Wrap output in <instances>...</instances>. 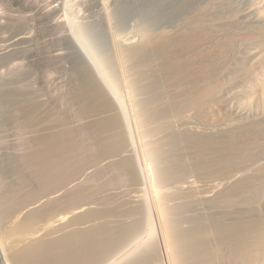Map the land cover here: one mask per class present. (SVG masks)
Instances as JSON below:
<instances>
[{
	"label": "bare ground",
	"instance_id": "bare-ground-1",
	"mask_svg": "<svg viewBox=\"0 0 264 264\" xmlns=\"http://www.w3.org/2000/svg\"><path fill=\"white\" fill-rule=\"evenodd\" d=\"M19 3L0 0V264H264V0H65V40L90 26L115 39L126 11L146 30L121 48L129 78L116 68L134 140L115 111L96 143L52 119L50 102L17 94L18 46L31 39L17 34ZM86 72L75 93L98 102L106 92ZM113 175L131 179L128 193L101 191Z\"/></svg>",
	"mask_w": 264,
	"mask_h": 264
},
{
	"label": "rangeland",
	"instance_id": "rangeland-1",
	"mask_svg": "<svg viewBox=\"0 0 264 264\" xmlns=\"http://www.w3.org/2000/svg\"><path fill=\"white\" fill-rule=\"evenodd\" d=\"M63 4H65V0H57V1H55V0H20V3L17 4V17L19 16L17 18V31H18L17 34H19L20 32L23 31V32L27 33L28 36L31 38L29 40V42L27 41L24 44H22V46L21 45L18 46L19 49L17 50V94L18 93H20V94L22 93L23 95H26V94L29 95L30 94L31 96H32V94H34V95H37V96H35L37 98L41 97L40 98L41 101H43L42 99H44V101H46V102L48 101L47 103L50 102L49 106L52 105L50 107L51 114H52V117L54 116L52 119H55V120L61 119L60 121H62V122L64 121L63 124L66 125V126H64L66 128H72V129H75V128L76 129H82L84 127L90 128V129L86 130V131H89L88 132L89 135L88 134L85 135L87 137V140L85 142H89V141L92 142L93 141L96 143V141H98V140L100 142L101 140L106 139L107 135H108V132L106 131L107 128L106 129L101 128L100 125L104 124V121H105L104 119L109 117L108 115L110 113H114L115 111H117V112L119 111L118 116L119 117L122 116V117H120V119H122L121 120L122 122L120 123V127L122 125V130L124 131L123 136H126L123 138H126V140H129L130 142L133 141L134 140V134H130V130H128V131L124 130L125 127L128 126V125H126V123H128L129 119H130V118H128V117H130V104L128 102L129 100H128L127 96L125 94L123 95V93H122L123 92L122 88H121L122 87L121 86L122 79H119L120 74L118 73L117 69L119 70V67L121 66V69L123 68L122 71L124 70L123 76H125L127 74H128V76H130L129 63L125 62V60H127L126 59V53L127 52L125 50H122V49L124 47V44L128 45V42H130V40L131 41L134 40L136 42L137 41L136 36L137 35H138V37L143 36L142 33L144 31H146L143 29V25H144L143 22L140 21L141 20V14L140 13L144 9L148 10V8H150V9L153 8V10L154 9L156 10L157 8L155 6L150 5V7L147 6V8L146 7H144V9L142 8L143 10L140 13L138 10V13L140 14L139 15L140 18L137 17L138 16L137 14L135 15V12H137V11H126V14H125V12L124 13L122 12L120 14L115 15V18L117 17L116 20L118 18L121 19V20L118 19L117 21L115 20L113 25H112V28H114L112 30L113 34H114V38L116 37L115 39L112 38V35H108L106 30H104L103 28H101L99 31V29L97 27L95 28V27L90 26V27H80V28L76 27L75 31L78 33H76L74 31V33L76 34V35L74 34V38L71 40L66 39L67 40L66 41L64 38L65 34H63V33L68 32V33H66V35H67V34H69V32H71L70 30L73 26L72 23H73L74 17L69 15L67 12L63 11V8H64ZM29 7H30V9H29ZM61 8H62V10H60ZM31 9H33V10H31ZM145 10L143 12H145ZM57 11H59V12H57ZM44 14H45V16L50 15V14L51 15L55 14L53 17V21L50 22L49 25L44 23L45 22L44 18H43ZM121 14H123V16ZM119 15L122 17H120ZM29 16L31 19H28ZM39 16H42V18ZM23 17L25 19H23ZM138 18L140 20H138ZM40 19L43 21H41ZM24 20H26V22ZM142 20H145V19H142ZM18 21H20V23ZM53 23L54 24L56 23V24L53 25ZM46 25H48V26H46ZM19 26L21 28H19ZM119 27H121V28H119ZM115 28H117V29H115ZM136 30H139V31L136 32ZM58 32L62 33L61 35L63 36L64 39L62 38V36ZM53 33H54V35H53ZM133 35L135 38L134 37L132 38ZM144 35H145V32H144ZM243 35L253 36V34H250L248 31L244 32ZM119 45H121V46H119ZM58 48L59 49L60 48L65 49V51L64 50L63 51L66 54L64 55V59L61 60V63L56 64L55 62H51L48 57L50 55H52L53 52ZM107 50H109V51H107ZM117 52L119 55L117 54ZM123 52H125V54ZM108 54H110V55H108ZM117 57H119V58H117ZM101 58H102V60H101ZM123 58H124V61H123ZM120 59H122V60L120 61ZM100 61H101V63H100ZM120 62H121V65H120ZM109 64L111 67L109 66ZM112 65H114V66H112ZM115 65H116V67H115ZM86 67H88V69ZM106 67H108V68H106ZM84 68H85V70H84ZM89 68H90V71L92 72V75H94L95 77H96V75H98L99 80H101L100 83L102 84L101 85L102 90H104L102 92L107 93V94L105 93V95H103L101 98H98V102L96 100L95 102L91 101L88 103V101H87V103H86L85 100H84L85 102L82 101V99H80L81 101L79 100V97L82 96V95H80V94H82V91H81L82 86H80V85H82L81 83H84V81L85 82L88 81L89 78L87 77L88 75H86V74H88L86 71L89 70ZM93 68L96 70H93ZM112 68H115L114 70L118 74H115L116 72ZM107 69H108V71H106ZM125 70H126L127 74H124ZM127 70H128V72H127ZM100 71L101 72L104 71L103 72L104 75H103V73L99 74V73H101ZM84 75H86V76L84 77ZM154 76H158V75L156 74V75H153V77ZM103 77H105V78H103ZM83 78H84V80H83ZM106 78L108 79V81L106 80ZM124 78H129V77L125 76ZM155 78L156 79L153 78L155 81L160 82L159 76L155 77ZM85 79H87V80H85ZM105 81H107V82H105ZM108 83H110V84H108ZM160 83H157L156 90H157L158 85ZM105 85H107V87ZM73 87H75V88H73ZM104 88L106 89V91ZM79 90L81 91V93ZM169 91L166 90L165 91L166 96H165V92H164V94H163L164 96L162 97V98H165L168 96V98H165V101L167 103V106H169L168 108L171 107L170 110L165 109L163 111L166 114V116L167 115L170 116L172 114L171 111L174 112V110H175V109H173V108H175V104L172 105V103H174V99H171L172 96L168 95V93L170 94ZM171 91H172V89H171ZM173 91H174V88H173ZM75 92L78 93V95H80L78 98H77L78 95ZM72 95L74 97L76 96L75 97L76 99L74 98L75 100L72 99L73 98ZM106 95H107V97H106ZM37 98H35V99H37ZM39 98H38V100H39ZM160 98H161V96H160ZM76 100H78V101L76 102ZM102 100H103V102H102ZM72 101L74 102V105H72L73 104ZM69 102H71V105ZM83 102H84V104H83ZM142 102H144V101H142ZM142 102L140 104V100H138V101L136 100L135 104L136 105L139 104V105H137V107L134 104V101H132L131 103H133L135 105V106L133 105L134 108L136 107V109L138 108L144 112L145 107H143V106H145V103L143 105ZM93 104H95V105H93ZM170 105H172L173 107ZM167 106H165V108ZM89 108H91V109H89ZM57 110L59 113H57ZM100 110L102 111L103 114L100 113L101 112ZM140 110H137V111H140ZM95 111H97L98 113ZM104 111L106 112V114L104 113ZM80 112L83 114H81ZM85 112H87V113H85ZM55 113H56V115H55ZM91 114H92V116H91ZM98 114H99V116H98ZM65 115H66V117H65ZM72 117H73V119H72ZM69 118H70V120H69ZM74 119L77 120L79 123L81 122L83 124V126L81 123L77 124L78 122L75 121ZM85 119L87 121L89 120L90 122L89 121L87 122ZM79 120H81V121H79ZM99 120L101 123H99ZM94 121H95V123H94ZM54 124H56V122H54ZM77 125L80 127L78 128ZM98 125H99V127H98ZM101 129H104V131ZM96 133H98V134H96ZM18 135H17V139H18ZM80 136H83V137H80ZM80 136H78L77 138L79 140L81 139L80 141H82V142L79 141L80 143H83L84 142L83 139H86V137L84 135H80ZM94 136H97V138H95ZM130 136H132V137H130ZM129 137L132 139H130ZM19 138H21V136H19ZM90 138L92 140H90ZM88 139H89V141H88ZM95 152L89 151V155H88L89 157L88 158H90V156H92V155H90V153L93 154ZM114 176L115 175L110 176V177L107 176L108 178L103 177V179L100 180L101 181L100 184L102 186L101 191L103 192L106 189L113 190L111 188H119L120 187L121 190L122 189L125 190L124 191L125 194L128 193V191H126V190L132 184V182H130L131 179L126 176V178L128 180L127 181L125 179V177L123 176L124 177V179H123L124 181H123L120 179L123 177H117V176L114 177ZM148 177H149V174H145V178L147 179ZM113 179H114V181H113ZM102 181H103V183H102ZM117 181H119V182H117ZM114 182H116V184ZM127 186H128V188H127ZM123 187H125V188H123Z\"/></svg>",
	"mask_w": 264,
	"mask_h": 264
}]
</instances>
